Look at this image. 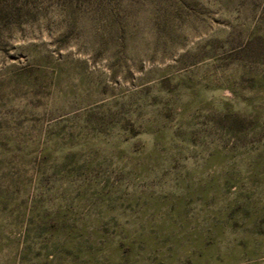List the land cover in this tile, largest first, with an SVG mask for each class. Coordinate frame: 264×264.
I'll return each instance as SVG.
<instances>
[{
    "label": "rangeland",
    "instance_id": "1",
    "mask_svg": "<svg viewBox=\"0 0 264 264\" xmlns=\"http://www.w3.org/2000/svg\"><path fill=\"white\" fill-rule=\"evenodd\" d=\"M0 264H264V0H0Z\"/></svg>",
    "mask_w": 264,
    "mask_h": 264
}]
</instances>
